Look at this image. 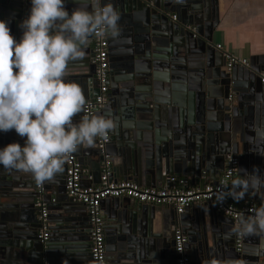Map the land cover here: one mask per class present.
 <instances>
[{
    "label": "water",
    "instance_id": "95a60500",
    "mask_svg": "<svg viewBox=\"0 0 264 264\" xmlns=\"http://www.w3.org/2000/svg\"><path fill=\"white\" fill-rule=\"evenodd\" d=\"M108 2L120 13L117 39L124 58L115 65L112 62L109 101L95 115L116 123L107 148L113 180L165 188L172 178H188L205 189L207 179L218 182L230 155L240 159L241 175L257 169L264 178L260 156L264 149L252 137L253 132L251 137L245 135L249 126L259 129L264 125L260 78L264 56L253 57L244 68L248 77L243 88L236 82V71L224 70L225 58L213 40L218 1H103ZM88 5L89 0H65L69 13ZM30 7V0H0V20L8 22L17 41L22 36L19 25ZM115 40H110L111 46ZM92 59L93 37L84 57L71 61L65 70V81L77 83L85 101L100 94ZM231 94L235 100H230ZM82 115L84 111L73 121ZM10 143L23 146L24 139L14 130L0 132V148ZM80 150L98 168L93 175L100 182L104 156L98 151L97 139L94 147ZM250 155L255 159L251 163ZM66 171L64 165V172L56 176L55 198L46 194V182L40 193L30 174L9 171L0 178V264H91L87 207L67 196ZM110 201L113 206L105 220L113 226L107 251L111 264H177L175 235L179 229L188 238L191 264L210 258L221 264H264L260 237L242 236L238 251L239 235H226L236 222L219 214L213 205L200 204L177 214L172 207L150 206L130 198ZM39 203L49 209L46 242L39 239L43 229ZM247 242L257 243L252 253L245 247Z\"/></svg>",
    "mask_w": 264,
    "mask_h": 264
},
{
    "label": "clouds",
    "instance_id": "9594fccd",
    "mask_svg": "<svg viewBox=\"0 0 264 264\" xmlns=\"http://www.w3.org/2000/svg\"><path fill=\"white\" fill-rule=\"evenodd\" d=\"M30 10L19 27L17 41L6 20H0V132L14 130L24 139L0 148V167L30 174L37 185L62 173L68 157L81 147L108 139L116 123L103 115H82L85 97L75 82H66L65 70L81 59L93 36L117 39L120 13L112 3L89 0V5L65 8V0H30ZM15 69V72H14ZM264 178L257 169L221 188L217 200H242L250 192L264 198ZM240 215L230 234H264V202ZM202 264H221L210 258ZM231 264V262H229Z\"/></svg>",
    "mask_w": 264,
    "mask_h": 264
},
{
    "label": "built area",
    "instance_id": "2783aa9c",
    "mask_svg": "<svg viewBox=\"0 0 264 264\" xmlns=\"http://www.w3.org/2000/svg\"><path fill=\"white\" fill-rule=\"evenodd\" d=\"M104 0H101L103 4ZM176 21L177 17L173 16ZM215 48L223 53L226 61L225 70L231 73L236 68H248L250 62L231 54L224 50L222 45ZM110 38H101L93 36V59L94 76L98 85L100 94L92 99L85 101L83 106L84 115H95L96 111L103 109L109 101L110 94ZM261 82L264 84V72L260 74ZM233 99V94L230 100ZM98 151L104 156L102 164V174L99 184L85 188L83 179L85 169L78 159L76 152L71 154L65 162L66 171V194L76 203L86 205L89 212L90 222V261L91 264H108V253L106 245L105 220L102 210V203L108 199L130 198L136 202L155 206L172 207L178 214H184L193 205H213L217 208L219 214L238 223L241 214L244 216L252 215L251 210L259 207L261 203L257 202L253 193L245 195L240 201H234L226 198L222 203L217 200V194L221 188L230 187L233 179L240 174V160L236 156H228L226 167L217 183H211L205 189L195 186L188 178H172L165 188H145L132 181H114L112 157L107 152L108 145L111 142V135L107 140L97 138ZM92 179V178H91ZM38 191L43 193V184L38 185ZM41 207L40 221L43 223V229L39 235L42 242H46L49 237L48 207L39 203ZM175 250L178 255L177 264H191V257L187 253L188 238L182 230H177L175 235ZM243 246L242 236H238L237 250L241 251Z\"/></svg>",
    "mask_w": 264,
    "mask_h": 264
},
{
    "label": "crops",
    "instance_id": "0c3cea01",
    "mask_svg": "<svg viewBox=\"0 0 264 264\" xmlns=\"http://www.w3.org/2000/svg\"><path fill=\"white\" fill-rule=\"evenodd\" d=\"M216 1H218L219 20H218V26L215 27L213 30V40L215 46L222 45L225 51L230 52L235 56L248 59L249 62L253 57L264 56V0H216ZM118 41L119 39H116L114 42L115 44L113 46L110 45L111 62L114 63L117 62V59L124 58L123 47L119 45ZM112 59L114 61H112ZM234 71L237 72L236 82L243 88L247 84L248 71L244 68H236L234 69ZM244 91L245 90H243V92ZM233 98L235 100V94H233ZM262 105L264 109V101L262 102ZM246 129L248 130H246L245 135L249 136L253 132L254 135L252 137L254 138L255 141H258V146L264 149V125H260L259 129H256L255 126L253 129H251V126H249ZM249 137H251V135ZM83 153H86V151L83 150L76 151V155L86 171L82 184L83 187L88 188L99 184V182L95 180L93 175V173L97 172L98 168L95 167V164L90 157H88L87 155L82 156ZM260 156L261 159L263 160L264 155L260 154ZM250 159H251L249 161L250 163L255 160V159L252 160V155H250ZM240 172H241V161H240ZM8 174H9L8 170H5L2 167H0V178H5ZM222 174L223 172L221 173V175ZM221 175L218 174V177L220 178ZM55 181H56V177L52 182H46V186L48 188L46 194L48 195V193L49 194L52 193L51 195L53 196V198L56 197L54 195ZM206 182H207L206 186L212 183L209 179H207ZM253 194L257 202L259 203L264 202V199L261 196H258V194L255 193ZM107 202L108 203H104L102 207L104 220L105 217L108 216L107 214H109L113 206V201H110L109 199V201ZM198 206L199 205H193L190 208V210L197 208ZM85 214L90 229L89 212L87 208L85 209ZM160 219L163 220L164 218L160 217ZM111 227H113L112 224L105 220L107 251L111 247V244H109V242L111 243L112 241L111 236L113 234L111 233V236L109 234V230ZM250 236L252 237V240H256L258 239L257 237H260V240L262 241L261 245L262 244L264 245V234H255ZM256 244H257L256 242H250V243L247 242L245 244V247L248 248L249 253H252L251 249H254ZM234 256H236V253L234 254ZM108 262H109L108 264H111L109 261V255H108Z\"/></svg>",
    "mask_w": 264,
    "mask_h": 264
},
{
    "label": "flooded vegetation",
    "instance_id": "af4514ba",
    "mask_svg": "<svg viewBox=\"0 0 264 264\" xmlns=\"http://www.w3.org/2000/svg\"><path fill=\"white\" fill-rule=\"evenodd\" d=\"M110 62H111V60H110ZM113 63L111 62V65H112ZM111 65H110V71H111ZM113 65H115V63L113 64Z\"/></svg>",
    "mask_w": 264,
    "mask_h": 264
}]
</instances>
